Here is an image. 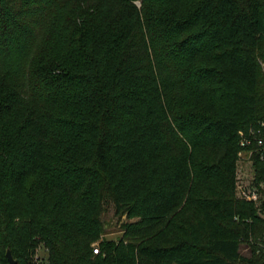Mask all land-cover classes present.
<instances>
[{
    "label": "trees",
    "instance_id": "trees-1",
    "mask_svg": "<svg viewBox=\"0 0 264 264\" xmlns=\"http://www.w3.org/2000/svg\"><path fill=\"white\" fill-rule=\"evenodd\" d=\"M262 120L264 0H0V264H264Z\"/></svg>",
    "mask_w": 264,
    "mask_h": 264
},
{
    "label": "built area",
    "instance_id": "built-area-1",
    "mask_svg": "<svg viewBox=\"0 0 264 264\" xmlns=\"http://www.w3.org/2000/svg\"><path fill=\"white\" fill-rule=\"evenodd\" d=\"M241 134V144L243 146H248L250 144H255L256 149L264 158V120L260 121L257 126L251 127L249 132L240 131ZM254 149L249 151L242 149L239 151L238 169H237V181H236V191L237 195L241 198L253 201L264 200V179L256 180L253 171V161L252 153ZM250 170V173L247 171ZM252 170V172H251ZM237 217V216H236ZM258 249L260 251L263 247L264 249V237L257 240ZM247 252L243 251L245 254L251 252V246L249 244L243 243ZM94 252H98V247H94ZM39 253L36 257H39Z\"/></svg>",
    "mask_w": 264,
    "mask_h": 264
},
{
    "label": "rangeland",
    "instance_id": "rangeland-1",
    "mask_svg": "<svg viewBox=\"0 0 264 264\" xmlns=\"http://www.w3.org/2000/svg\"><path fill=\"white\" fill-rule=\"evenodd\" d=\"M252 172V170H251ZM250 173V170L247 171ZM103 219L106 222V237L117 238L121 234L122 223L127 220L126 215L121 216L120 218L115 214V203L114 201L107 197L104 201V212H103ZM242 251L247 252L242 246ZM45 251L40 250L39 255L41 257L45 256ZM46 259V258H45ZM177 264V263H174Z\"/></svg>",
    "mask_w": 264,
    "mask_h": 264
},
{
    "label": "water",
    "instance_id": "water-1",
    "mask_svg": "<svg viewBox=\"0 0 264 264\" xmlns=\"http://www.w3.org/2000/svg\"><path fill=\"white\" fill-rule=\"evenodd\" d=\"M7 257L10 260L12 264H15L17 262V259L14 257L12 250L10 247L7 248Z\"/></svg>",
    "mask_w": 264,
    "mask_h": 264
}]
</instances>
